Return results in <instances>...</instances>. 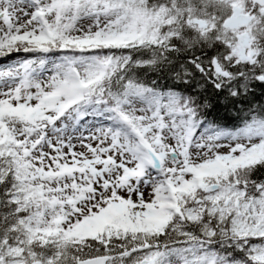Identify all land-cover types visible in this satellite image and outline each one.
Returning a JSON list of instances; mask_svg holds the SVG:
<instances>
[{
  "label": "snow or ice",
  "instance_id": "obj_1",
  "mask_svg": "<svg viewBox=\"0 0 264 264\" xmlns=\"http://www.w3.org/2000/svg\"><path fill=\"white\" fill-rule=\"evenodd\" d=\"M0 264H264V0H0Z\"/></svg>",
  "mask_w": 264,
  "mask_h": 264
}]
</instances>
